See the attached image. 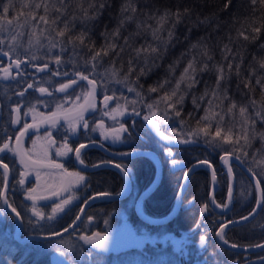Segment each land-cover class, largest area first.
<instances>
[{
	"label": "flooded vegetation",
	"instance_id": "flooded-vegetation-1",
	"mask_svg": "<svg viewBox=\"0 0 264 264\" xmlns=\"http://www.w3.org/2000/svg\"><path fill=\"white\" fill-rule=\"evenodd\" d=\"M4 51V46H1L0 147L8 142L9 149L16 151L5 149L0 152V162L8 166L5 173L0 164V217L4 219L3 227L6 231L5 235L0 236V246L10 244L13 247H26L34 243L51 244L69 239L81 246L85 254L92 252L106 258L132 251L143 260L152 262L158 256H163L164 264H173L172 258L175 264H264V248L255 250L264 244V222L256 221L261 216L264 204V184L261 181L263 203L257 215L248 222L226 226L248 217L257 203L252 182L232 163L230 169L234 175L235 189L231 205L228 204L229 178L222 166V158L224 155H236L221 153L214 157L211 154L209 158L204 155L205 146L199 144L170 147L159 140L158 142L153 132L155 128L150 127L149 120L144 117L149 115L146 111L143 114L139 111V114L126 112L122 102L103 94V90L90 76L86 74L88 79H82L80 73L73 68L77 63L31 61L29 57L17 58ZM17 61L19 67L16 66ZM5 68L10 75H5ZM89 81L95 83L96 94L87 111L32 131L33 126L80 110L92 92V83ZM29 84L32 85L31 88L28 87ZM64 84H68V87L61 90ZM40 88L47 91L40 92ZM18 107L20 111L17 123L15 109ZM25 124L31 125L27 131H24ZM21 131L26 132L23 138ZM117 135L119 139H114ZM17 137L19 148L22 149L19 153ZM93 143L98 147L94 148ZM80 145L85 147L81 148ZM78 148L79 158L76 156ZM100 148L114 154L136 151L154 153L162 170L159 184L146 194L154 183L157 170L151 157L139 155L118 160L109 157ZM173 160L177 162L175 165L172 164ZM199 163L209 164L214 171L217 189L212 202L215 208L210 202V170L200 166L191 174L173 217L158 224L148 223L140 217L150 220L168 218L177 205L179 190L187 171ZM105 164H119L121 169L127 171L128 188L122 175L104 166ZM242 164L247 166L244 162ZM99 165L102 166L86 170ZM69 172L79 173L84 180L78 181L76 176H69ZM7 179L9 186L6 202L20 214L21 240L32 235H52L68 228L76 220L83 205L94 196L105 193L115 196L126 189L129 193L123 199L98 200L92 203L79 226L67 237L47 242L20 243L15 239L16 220L6 213L1 201ZM20 180L24 183L20 184ZM243 181H247L253 191V201L250 204L247 200L245 204L242 202V198L247 199L246 190L241 199L236 197L237 187ZM170 182H173L171 186ZM32 189H35L32 195L37 199H28V193ZM53 192L58 195H53ZM52 196L56 197L46 200ZM64 199L68 203L63 205V209L53 212L56 205ZM33 205L44 213V219L34 215L31 210ZM108 215L111 216L113 228L119 227V232L114 237H109L105 231L104 220ZM48 216H52V219H47ZM98 225L100 228H97ZM96 233L105 237L106 241H116L123 234L125 239L133 243L118 251L111 249L103 254L83 240L85 236L95 237ZM244 249L252 251H241Z\"/></svg>",
	"mask_w": 264,
	"mask_h": 264
},
{
	"label": "trees",
	"instance_id": "trees-1",
	"mask_svg": "<svg viewBox=\"0 0 264 264\" xmlns=\"http://www.w3.org/2000/svg\"><path fill=\"white\" fill-rule=\"evenodd\" d=\"M4 1L0 0V6ZM10 1L9 8L14 6L12 13L19 15L18 25L26 21L45 23L46 20L45 26L54 38L53 45L64 48L61 52L64 56L83 65L81 72H86L89 65L97 74L114 68L118 78L135 91L139 102L143 100L141 93L151 100L154 95L163 99L167 94L166 104L177 106L176 112L180 113V119L187 120L185 124L190 129L206 130L201 118L205 110L212 112L213 108L225 114L224 125L244 117L254 130L252 150L256 154L257 147L264 148V3L261 0L255 3L253 0ZM36 4L40 7L36 8ZM125 4L129 8L122 12ZM165 13L169 15L160 22ZM42 16L45 20L40 19ZM61 31L63 36L58 34ZM81 34L83 43L77 39ZM189 63L196 73L188 69L185 75ZM181 76L184 80L174 96V82ZM150 88L157 90L150 91ZM181 96L183 99L178 102ZM241 107L245 108L243 115ZM208 131L210 134L211 129ZM231 135L236 136V133ZM204 152L209 158L211 154L218 155L207 147ZM240 152L233 154L249 166ZM256 221L264 222V204ZM25 248L0 246V264H51L28 256Z\"/></svg>",
	"mask_w": 264,
	"mask_h": 264
},
{
	"label": "rangeland",
	"instance_id": "rangeland-1",
	"mask_svg": "<svg viewBox=\"0 0 264 264\" xmlns=\"http://www.w3.org/2000/svg\"><path fill=\"white\" fill-rule=\"evenodd\" d=\"M9 3H11V1L6 0L4 1L3 5L8 7L7 13L3 12V8L0 7V47L4 46V52H9L11 55L16 56L17 58L29 57L31 61H53L54 63L74 62L70 56H64L61 53L64 48H59L58 46L57 48L55 47L56 45H53L54 38H52V34L49 30H47L48 27L45 26L43 21H38V23L26 21L25 23L18 25L19 20L17 16L19 15L12 13L14 11V6L9 8ZM58 50H60V52L57 53ZM91 67L92 66L89 65L87 71L84 73L80 71L82 70L83 65H80L79 63H77V66L73 68L75 72L80 73V76H84L86 73L92 78V75H94L96 80L93 79L94 77L92 79L96 81L99 87L103 90V94L114 98V100H119L122 102V106H124L126 112H131L134 114L139 111L143 114V112L146 111V113L149 114L148 117L159 124V127L162 129L161 131L170 138L179 141H187L186 144L188 145L199 144L200 146L211 148L217 154H233L234 151H237L238 153L241 151L240 153L242 154V157H244V159L250 164L246 167L259 179V181H261V183L263 182L264 184V148H262V146L257 147L256 154L255 151L252 150L254 145L252 141L254 138V130L252 123L249 120L246 119L245 121V118L242 117L243 119L236 121H233L232 119L229 125H224L225 118L223 117H225V114L219 113L218 110L213 108L214 111L212 112L210 110H205L203 113L204 116L201 118V121L203 122L202 126H206V130L201 128H199L200 130L198 128L190 129L185 124L187 120H182L180 119L181 116L177 115V106L170 107L166 104L168 99H160V97H156L154 95V99L151 100V98H147V94L141 93L139 96L143 97V100L139 102L136 99L137 96L135 91H130L129 87H127L124 83L125 81H123L122 78V80L118 78L114 68H108V71L97 74L93 72L94 68ZM180 78L178 81L174 82L175 86H177L179 83V88L180 84L182 83ZM176 89L177 88L175 87L174 90ZM148 105L152 106L151 111ZM151 112H154L155 115H151ZM225 113L227 114V111H225ZM206 116L207 118H205ZM149 125L150 127H153L151 123H149ZM207 128L211 129L210 134H208L209 131ZM217 131H219V135H217ZM231 133H236L238 140L236 139V136L231 135ZM205 142L210 143V145H207ZM245 190L247 191V199L242 198V202L245 204V200H247L248 204H250L251 201H253V196H251L253 191L247 181H243L242 184L237 187L236 197L241 199ZM3 220V217H0V236H2V234L5 235L6 232L3 227ZM104 223L105 231L109 237H114L119 232V227L116 226L113 228L110 215L106 217ZM97 228H100V225H98ZM53 229L55 228L53 227ZM48 230L52 231V229ZM48 230H46V232H48ZM73 242L68 239L59 242L55 241L51 244L34 243L26 246L24 253L28 256H33L36 260L44 259L46 263L51 264V256L55 253H63L64 258L58 264H164L163 256L162 258L158 256L157 260L152 262L143 260L139 256H136V254H134L132 251H127L122 254H114L108 256L107 258L93 254L92 252L85 254L83 248L77 243ZM7 245L9 247L12 246L10 244ZM28 256H25V258H28ZM172 260L173 264H175V260L173 258Z\"/></svg>",
	"mask_w": 264,
	"mask_h": 264
},
{
	"label": "water",
	"instance_id": "water-1",
	"mask_svg": "<svg viewBox=\"0 0 264 264\" xmlns=\"http://www.w3.org/2000/svg\"><path fill=\"white\" fill-rule=\"evenodd\" d=\"M91 86H92V92H91L90 96L88 97V100H87L86 104L80 110H78L77 112H75V113H73L71 115H68V116H65V117H56L54 120H52L50 122H46V123H43L41 125L33 126L32 127V131H36L38 129H41V128L49 125V124H52V123H55V122H58V121H63V120H66V119L81 115L85 111H87L90 108V106L92 105V102H93V100L95 98V94H96V85H95V83L93 82L91 84ZM153 132H154L156 138L160 142H162L163 144H165L167 146H170V147H185V146H188V144H186V142L185 143H181L179 140H176V139H173V138H170V137H169L168 140H165L159 135V133H157L156 130H154ZM25 134H26V132H24V134L22 135V138L25 136ZM193 145L194 144H192L190 146H193ZM89 146H91V145H89ZM92 146L94 148L98 147V145L95 144V143H93ZM100 149L105 154H107L109 157L114 158V159H118V160L131 159V158H135V157H137L139 155H145V156L151 157L156 163L157 170H156V177H155L154 183L152 184L150 189L146 192V194L151 192L159 184L160 179H161V175H162V170H161V166H160L158 157L154 153H151V152H140V151L137 152L136 151V152H130V153H125V154H114V153L108 152L106 149H102V148H100ZM20 150L21 149L19 148V145H18V147H17L18 153L20 152ZM232 163L237 165L244 172V174L249 178V180L252 182V184H253V186L255 188L256 194H257V203H256L254 211L248 217H246V218H244L242 220H239V221H237V222H235L233 224H228V225H226L227 227L228 226L239 225V224H242V223L250 221L260 211L262 203H263V194H262V188H261L260 182H259V185H257V181H259L258 178L248 168H246L242 164V162L240 161L239 158H237L236 156H232V155H224L223 158H222V166L226 169L227 174H228V178H229V190H228V204H229V206L231 205L232 196H233L234 189H235L234 175H233V173H232V171L230 169V164H232ZM101 166L102 165H99V166H96V167H93V168H89V169H86V170H93V169L99 168ZM104 166L110 167V168L116 170L119 174H121L123 179H124V182H125V184H126V186L128 188V186H129L128 176L127 177L125 176V173H124V171L121 170V168H118V167H116V165H113V164H105ZM200 166H205V167L209 168V170H210V174H211L210 202H212L213 194H214V192L217 189L216 177H215L213 169L211 168V166L209 164H207V163H199V164H195L194 166H192L187 171V173H186V175L184 177V180L182 182V185L180 187V190H179L177 205H176L174 211L172 212V214L169 215L168 218H166L164 220H150V219H146L143 216H140L138 208L136 210L137 214L144 221H146L148 223H151V224H158L160 222H165L168 219H170L171 217H173L175 215V213L177 212L180 198H181V196L183 195V193H184V191L186 189V186H187V184L189 182L191 174L193 173V171L195 169H197ZM213 176L215 177V179H213ZM8 186H9V181L7 179L5 184H4L3 192H2V195H1V201H2V205H3V208L6 211V213L14 216V218L16 220V224H17L16 227L17 228H16V231H15V239L18 240L20 243H26V242H30V241L47 242V241H52V240L63 238L65 236L71 234L77 228V226L79 225L80 221L82 220V218H83V216L85 214L86 209L92 203H94V202H96L98 200H119V199H123L129 193V190L126 189L125 192H122V193H120L118 195H115V196H112V195H98V196H94V197L90 198L83 205V207H82L79 215L77 216L76 220L68 228H66V229H64V230H62V231H60L58 233L52 234V235H47V236H33L32 235V236H29V237L21 240L19 238V235H20V232H21L20 219L16 215V212H13L12 209L8 206V204L6 202V195H7V191H8ZM64 188H65V186H64ZM229 193H231V195H229ZM56 196L49 197L46 200H52ZM211 205H213V207L215 208L213 202L211 203ZM132 243H133L132 241L125 239L123 237V234H120L117 237L116 241H106V245H105L104 248H98V247H96L94 245H92V246L97 248L100 253L107 254V252L110 251L111 249L115 252V251L120 250L121 248H124L126 246L131 245ZM88 246L89 245H87V247ZM261 248H264V244L259 246V247H257V249H255V250H258V249H261ZM241 251L249 252V251H252V250L251 249H244V250H241ZM63 258L64 257H63V255H61V253H55V254H53L51 256V262H52V264H58L61 260H63Z\"/></svg>",
	"mask_w": 264,
	"mask_h": 264
},
{
	"label": "snow or ice",
	"instance_id": "snow-or-ice-1",
	"mask_svg": "<svg viewBox=\"0 0 264 264\" xmlns=\"http://www.w3.org/2000/svg\"><path fill=\"white\" fill-rule=\"evenodd\" d=\"M261 2L264 3V0H261ZM253 3H255V0H253ZM103 6H104L103 3H101V4H100V7L102 8ZM0 7L3 8V12L7 13V11H8V7H6V6H0ZM35 7H36V8H39V7H40V4H36ZM128 8H129V5H128V4H125V5L122 7L121 11H122V12H125V11L128 10ZM45 11L47 12V6H45ZM132 11L134 12L135 9H132ZM168 15H169L168 13H165L164 16L160 18V22H163L164 19H165ZM174 15H176V16H177V19H179V14H178V13H176V14H174ZM90 18H92V17H90ZM40 19H41V20H45V17L42 16ZM45 23H47L46 20H45ZM53 23H55V20L53 21ZM121 23H123V21H121ZM67 27H68V26L65 25V29H67ZM254 30H255V31H258V29H254ZM58 34H59L60 36H63V35H64V32L61 31V32H59ZM116 34H118V30L116 31ZM153 35L155 36V31L153 32ZM171 37H172V33L169 32V39H171ZM245 38L247 39V37H245ZM77 39H80L81 43H83V34H81L80 37H77ZM151 51L155 52L156 49H151ZM5 55H7V53H5ZM97 55H99V53H97ZM94 58H95V57H94ZM16 66L19 67V62H18V61H17V63H16ZM262 66H264V65H262ZM205 67H207V65H205ZM188 69H192L193 72H195V69L193 68L192 63H189L188 68L185 69V75L188 74ZM220 71H221V73L223 72L222 69H221ZM3 72L5 73L6 76H7V75H10V73H9V71H8L7 68L3 69ZM81 78H82V79H85V80L88 79L86 76H82ZM221 78H223L222 75H221ZM180 79H181V81H183V80H184V76H181ZM73 83H75V81H73ZM89 83H93V82H92V81H89ZM257 83H259V81H257ZM28 87L31 88L32 85L29 84ZM67 87H68V84H64V85L61 86V90H63L64 88H67ZM161 87H162V85H161ZM176 88H177V89L179 88V83L177 84ZM129 90L131 91L132 89H129ZM156 90H157L156 88H152V89H150V91H156ZM39 91H40V92H45V91H47V90L44 89V88H40ZM175 91H176V90H173L172 95H175ZM21 95H23V93H21ZM138 95H139V93H138ZM106 99H108V98L106 97ZM163 99L167 100V99H168V96H167V95L164 96ZM182 99H183L182 96L179 97V98H178V102H179V101H182ZM148 107H149V109H150V111H151L152 106H151V105H148ZM233 107H235L234 104H233ZM15 111H16V113H17V119H16V122L18 123V122H19V111H20V110H19V107L16 108ZM244 112H245V108L241 107V108H240V113H241V115H243ZM137 114H139V113H137ZM258 114H259V113H258ZM151 115H155V113H154V112H151ZM177 115H179V112H177ZM205 118H207V116H206ZM145 119H146V120H149V123L152 124V126L155 128V130L157 131V133H159V135H160L163 139H165V140H168V139H169V137L166 136V135L164 134V132H162V131L160 130L159 124H157L155 121L151 120L148 116H146ZM29 127H31V125L25 124V125H24V131H27V129H28ZM85 127H87V124H85ZM24 131H21V132H20V135H21V136L24 134ZM113 131H115V130H113ZM217 135H219V131H217ZM114 139H119V136H118V135L115 136ZM16 142H17V144L19 143V137L16 138ZM180 142H181V143H185V142H187V141L181 140ZM80 147L83 148V147H85V145H80ZM5 149H8L9 151H16L15 149H9V144H8V142L3 143V146L0 147V152H3ZM69 151H71V149H69ZM169 155H170V156L172 155V153H171L170 150H169ZM76 156H77V158H79V156H80V150H79V148L76 149ZM23 162H24V161H23V158H21V163H23ZM80 162L83 163V161H80ZM176 163H177V162H176L175 160L172 161V164H173V165H175ZM0 164H2V162H0ZM2 166H3V168H4V170H5V173H6V172H7V167H8L7 164H2ZM57 167H62V165H57ZM116 167L120 168L121 166H120L119 164H117ZM121 170L124 171L125 176L127 177V175H128L127 171H126L125 169H121ZM67 174H68L69 176H76L77 179H78V181H83V180H84V177H83L82 175H80L79 173H72V172H69V173H67ZM213 179H215L214 176H213ZM19 183H20V184H23L24 181H23V180H20ZM257 185H259V181H257ZM33 192H35V189H32V192H29V193H28V199H30V200L37 199L36 197H34V196L32 195ZM52 194H53V195H58V193H56V192H53ZM103 195H107V194L105 193V194H103ZM229 195H231V193H229ZM43 198H44V197H40V199H43ZM67 203H68V200H67V199H64L60 204H57V205H56V208L53 209V212H55V211H57V210H62V209H63V205H64V204H67ZM31 210H32V212L34 213V215H36L37 217H40V219H44V218H45L44 213H43L39 208H37L35 205H33V207H32ZM12 211H13V212H16V209H15V208H12ZM16 215L19 216L20 214H19L18 212H16ZM47 219H52V216H48ZM29 223H31V221H29ZM221 231H223V229H221ZM221 238L223 239V237H221ZM83 239L85 240V242H86L87 244H89V245H94V246H96V247H98V248H104L105 245H106V239H105V237L101 236L99 233H96V234H95V237H88V236H85V237H83ZM201 243H203V238H201ZM61 255H63V253H61Z\"/></svg>",
	"mask_w": 264,
	"mask_h": 264
},
{
	"label": "bare ground",
	"instance_id": "bare-ground-1",
	"mask_svg": "<svg viewBox=\"0 0 264 264\" xmlns=\"http://www.w3.org/2000/svg\"><path fill=\"white\" fill-rule=\"evenodd\" d=\"M73 55V54H72ZM83 55V54H82ZM87 55V54H86ZM80 57V56H79ZM84 57V56H83ZM86 59V58H85ZM86 66V65H85ZM89 67V66H88ZM84 69V68H83ZM171 70V69H170ZM176 71V70H175ZM151 72V71H150ZM193 72V71H192ZM174 73V72H173ZM196 73V72H195ZM136 74V73H135ZM135 74H133V75H135ZM150 74V73H149ZM175 74V73H174ZM185 74V73H184ZM192 74V73H191ZM194 76L196 75V74H193ZM180 76V75H179ZM140 77V76H139ZM147 77H149V75L147 76ZM152 77H154V76H152ZM174 78V77H173ZM141 79V78H140ZM166 79V78H165ZM151 80V79H150ZM166 80H168V79H166ZM139 81V80H138ZM164 81V80H163ZM132 83V82H131ZM152 83V81L150 82V84ZM139 84H140V82H139ZM143 84V83H142ZM149 84V85H150ZM146 85V84H145ZM148 85V86H149ZM154 85V84H153ZM132 86H133V84H132ZM142 86V85H141ZM148 86H146V88L148 87ZM151 87V86H150ZM151 89V88H150ZM166 92V91H165ZM164 92V93H165ZM172 92V91H171ZM170 92V93H171ZM160 93V92H159ZM163 93V92H162ZM167 93V92H166ZM162 95V94H161ZM167 95V94H166ZM175 96V95H174ZM173 99V98H172ZM175 99V98H174ZM176 100V99H175ZM180 114V113H179ZM182 115V114H181ZM63 116V115H62ZM183 116V115H182ZM183 118V117H182ZM60 122V121H59ZM20 137V136H19ZM21 140V139H20ZM197 142V141H196ZM199 143V142H198ZM200 143H202V142H200ZM206 143V142H205ZM18 145V144H17ZM203 145V144H202ZM208 145V144H207ZM22 150V149H21ZM220 152V151H219ZM128 196V195H127ZM103 201V200H102ZM149 219V218H148ZM84 240V239H83Z\"/></svg>",
	"mask_w": 264,
	"mask_h": 264
}]
</instances>
